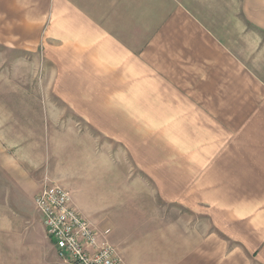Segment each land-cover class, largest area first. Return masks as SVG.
I'll use <instances>...</instances> for the list:
<instances>
[{
	"label": "crops",
	"instance_id": "1",
	"mask_svg": "<svg viewBox=\"0 0 264 264\" xmlns=\"http://www.w3.org/2000/svg\"><path fill=\"white\" fill-rule=\"evenodd\" d=\"M203 2L0 0L62 108L44 119L65 121L68 164L41 156L46 180L104 190L118 167L153 194L93 195L108 218L70 194L124 264H264V0ZM44 237L0 264L63 263Z\"/></svg>",
	"mask_w": 264,
	"mask_h": 264
},
{
	"label": "rangeland",
	"instance_id": "2",
	"mask_svg": "<svg viewBox=\"0 0 264 264\" xmlns=\"http://www.w3.org/2000/svg\"><path fill=\"white\" fill-rule=\"evenodd\" d=\"M196 1L203 7L205 0ZM223 1L229 2L208 0L207 5L218 7ZM11 34L0 31V263L5 261L2 251H7L10 242L14 248L22 240L40 241L42 237L46 241L41 218L34 208L37 193L46 181L51 184L43 175L42 163L46 160L47 168L57 162L68 164L67 155L57 154L65 121L44 119L47 112L62 108L51 96L43 56L40 50H31L27 40H12ZM124 172L116 167V180L104 190L87 183L78 185V191L70 190V194L79 195L76 202L89 217L97 215L101 208L102 217L107 218L113 214L111 205L96 201L93 195H122L129 191L132 195H153L136 178L126 181ZM138 173L132 169V176Z\"/></svg>",
	"mask_w": 264,
	"mask_h": 264
},
{
	"label": "built area",
	"instance_id": "3",
	"mask_svg": "<svg viewBox=\"0 0 264 264\" xmlns=\"http://www.w3.org/2000/svg\"><path fill=\"white\" fill-rule=\"evenodd\" d=\"M46 182L34 198V208L58 259L64 264H124L107 239L108 231L98 232L77 211L67 191Z\"/></svg>",
	"mask_w": 264,
	"mask_h": 264
}]
</instances>
